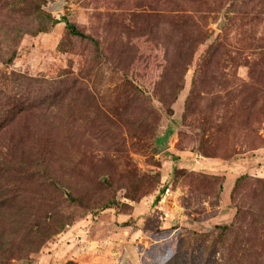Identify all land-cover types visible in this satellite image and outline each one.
Listing matches in <instances>:
<instances>
[{
    "label": "rangeland",
    "instance_id": "1",
    "mask_svg": "<svg viewBox=\"0 0 264 264\" xmlns=\"http://www.w3.org/2000/svg\"><path fill=\"white\" fill-rule=\"evenodd\" d=\"M116 257L264 264V0H0V263Z\"/></svg>",
    "mask_w": 264,
    "mask_h": 264
},
{
    "label": "trees",
    "instance_id": "2",
    "mask_svg": "<svg viewBox=\"0 0 264 264\" xmlns=\"http://www.w3.org/2000/svg\"><path fill=\"white\" fill-rule=\"evenodd\" d=\"M227 21H228V18H227ZM63 22L65 23V26H66V28H67V30H68V32L70 33V34H72V35H79L80 33L75 29V26L73 25V24H71V23H69L68 21H66L65 19H63ZM225 27H226V25H224L223 27H221V30L222 29H225ZM216 36H217V38H220V34L217 32L216 33ZM17 53L14 51V52H12L11 53V55L9 56V57H7L3 62H4V64H10L15 58H16V55ZM63 233V232H62ZM61 233V234H62ZM61 234H59L58 236L60 237V235ZM79 247H80V250H83V249H86L85 251L86 252H89L88 254H90L91 253V255L92 256H94L95 254L96 255H100L101 254V252L100 251H96V250H94V248H93V246L92 245H79ZM90 255V256H91ZM90 257L88 256V255H83V258L82 259H86V260H88ZM117 257L116 258H113V263L114 264H117ZM109 260H111V259H109ZM1 264V263H0Z\"/></svg>",
    "mask_w": 264,
    "mask_h": 264
}]
</instances>
